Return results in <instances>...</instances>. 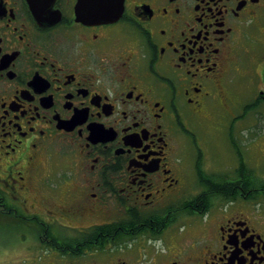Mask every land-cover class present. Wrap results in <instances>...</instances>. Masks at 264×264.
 Segmentation results:
<instances>
[{
	"label": "flooded vegetation",
	"instance_id": "1",
	"mask_svg": "<svg viewBox=\"0 0 264 264\" xmlns=\"http://www.w3.org/2000/svg\"><path fill=\"white\" fill-rule=\"evenodd\" d=\"M237 70L264 0H0V264H264V131H199Z\"/></svg>",
	"mask_w": 264,
	"mask_h": 264
},
{
	"label": "rangeland",
	"instance_id": "2",
	"mask_svg": "<svg viewBox=\"0 0 264 264\" xmlns=\"http://www.w3.org/2000/svg\"><path fill=\"white\" fill-rule=\"evenodd\" d=\"M244 48H248L244 43ZM248 73L243 75L238 70L227 77L224 85L226 96L224 104L219 99V107L212 108L209 117L200 122V133L205 138V160L208 166L215 172H226L228 169H237L239 156L235 153L246 147L250 139H255L264 131V103L244 107L253 96L250 87ZM230 133L227 139L226 134ZM227 139V140H226ZM232 143L234 146L231 154H225L226 146ZM236 148V149H235ZM252 162L256 156H252ZM229 165V167L227 166Z\"/></svg>",
	"mask_w": 264,
	"mask_h": 264
},
{
	"label": "trees",
	"instance_id": "3",
	"mask_svg": "<svg viewBox=\"0 0 264 264\" xmlns=\"http://www.w3.org/2000/svg\"><path fill=\"white\" fill-rule=\"evenodd\" d=\"M242 169H243V166L240 168L239 174H240V172H242ZM209 187H211V186H209ZM207 196H208V194H202L201 195L202 198H207Z\"/></svg>",
	"mask_w": 264,
	"mask_h": 264
}]
</instances>
